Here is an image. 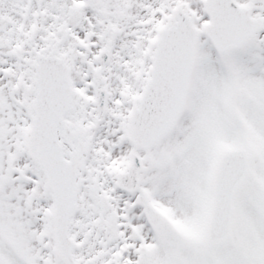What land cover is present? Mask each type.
Returning a JSON list of instances; mask_svg holds the SVG:
<instances>
[{"label": "snow or ice", "instance_id": "1", "mask_svg": "<svg viewBox=\"0 0 264 264\" xmlns=\"http://www.w3.org/2000/svg\"><path fill=\"white\" fill-rule=\"evenodd\" d=\"M0 264H264V0H0Z\"/></svg>", "mask_w": 264, "mask_h": 264}]
</instances>
